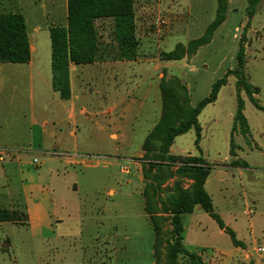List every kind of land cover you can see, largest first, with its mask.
Listing matches in <instances>:
<instances>
[{"label":"rangeland","instance_id":"374dc122","mask_svg":"<svg viewBox=\"0 0 264 264\" xmlns=\"http://www.w3.org/2000/svg\"><path fill=\"white\" fill-rule=\"evenodd\" d=\"M248 7V0H231L227 19L216 31L212 44L200 48L193 57L177 62H166L161 59L162 52L172 51L178 43L187 45L189 41L203 35L216 18L217 1L135 0L137 37L140 43L138 52L141 53L143 61L155 59V64L161 62L163 66L166 65V69H163V75L166 74V78L176 77L187 85L191 104L195 107L210 95L215 82L229 71L236 69L237 53L241 44L244 43L247 50L246 72L249 83L260 89L256 97L264 107V0L259 3L254 17L248 14ZM0 13H22L30 22L31 30L32 27L37 26L45 29L59 25L65 26L68 13L67 0H0ZM161 21L164 23L161 24ZM109 24L112 27L111 20ZM105 25L108 26V24L102 26L105 27ZM106 38L102 41L114 54L116 44L112 39L111 29L108 30ZM39 41L38 54L44 55L47 49L50 50V38L47 41L45 35H42ZM155 64L152 63L150 66L145 64V67L149 68L147 74L153 75ZM14 72L6 71L3 78L7 81L17 79ZM131 81L134 79L132 78ZM7 83L2 102L10 104L11 99L14 101L17 99L12 96L21 95V99H26V110L19 116L2 119V126L5 129L15 130L17 127L29 131L32 95L28 87L25 97L21 94L22 85ZM134 84L131 82L130 86ZM16 87L19 88L17 93L14 91ZM34 95L36 98L37 93L34 92ZM241 97L245 102L244 115L251 129L250 136L242 135L239 129L234 131L238 96L236 79L230 75L217 101L208 105L198 118L202 129L199 147L196 145V132L191 130L177 137L171 148L173 155L202 156L212 167L206 186L207 192L212 197L215 211L242 243V246L235 247L230 235L221 230L216 220L197 206L193 213L182 216L184 226L182 243L187 250L198 252L207 264H235L236 257L240 255H244L245 260L239 264L264 263V254L259 257L256 252L258 248L264 247V112L255 108L245 91L241 93ZM25 113L28 117L24 116ZM19 121L25 124L21 125ZM135 127L137 128L136 138L141 139L147 131V126L142 121H138ZM33 130L36 134L37 128ZM233 133L239 158L230 155ZM97 157L88 156V159L93 163L100 158L105 160V158ZM36 159L42 162V159L38 157ZM237 160L245 161L247 168H243V165L240 166L242 169L233 166L232 162ZM40 167H32L31 170L38 171ZM81 174L84 179L96 177V180L83 182L82 195L85 196L89 192L88 189L90 192H95L96 188L98 200H87L88 205L82 217L85 220V228L87 224L88 228L84 230L81 238H78L80 241V244H77L78 247L74 249V246L72 248L67 246L66 254L61 251L59 255L67 258V264L71 261H74V264H82L81 260L91 255L90 253L92 256L95 255L92 259L93 264H101L102 261H107V264H116V259L118 264H152L154 234L148 220L144 229L140 228V235L136 232L137 229L133 231L132 227L128 233H125L124 229L117 233L119 237L115 238L116 245L118 246L121 242L124 247L128 238V246L121 251L118 249L117 255L114 254L111 261L106 258L103 246L111 233L105 232L102 227L103 224L108 223L110 216L102 217L98 208H101V205L108 200L106 197L109 186L108 175L102 169H83ZM117 176L121 181L128 179L127 175L118 174ZM190 183L191 181L186 180L183 186L187 188ZM173 185L174 180H170L163 186L165 190L163 197ZM134 197L136 198L133 200L125 199L127 205L124 209L130 215L128 212L121 215V219L130 225L134 221L131 209H138V201L141 203V196ZM79 223L76 220L71 224L74 226ZM85 244H89L90 249H82L86 246ZM48 258V250L42 242L33 241L31 232L27 228L15 224L0 228V264H45L43 261L45 262Z\"/></svg>","mask_w":264,"mask_h":264},{"label":"crops","instance_id":"0c3cea01","mask_svg":"<svg viewBox=\"0 0 264 264\" xmlns=\"http://www.w3.org/2000/svg\"><path fill=\"white\" fill-rule=\"evenodd\" d=\"M109 21L98 22L102 40L107 39L111 28ZM26 22L32 51L30 62L16 66L11 65L12 63H0V149L8 151L4 160H0V209L25 212L29 225L0 222V228L10 224L27 228L33 241L42 242L48 250L49 258L43 263L67 264V258L59 255V252L66 254L67 246H74V249L78 247V238L88 228V224L85 228L82 217L88 205L87 200H98L96 188L95 192H90L85 187L89 192L82 195L83 182L96 180V177L84 179L81 172L83 169H102L109 179L106 192L108 200L98 210L102 217L110 216L108 223L103 224L102 228L111 233L103 246L106 258L111 261L118 249L121 251L128 246V238L124 247L121 242L118 243L119 248L115 243V238L119 237L117 233L121 230L128 233L131 227L133 231L136 228L140 235V228L144 229L146 220L153 230L146 212L143 145L162 114L160 83L166 65L163 66L161 62L155 64V59L143 61L139 52L135 61L121 60L117 53H105L103 59L92 64L71 66L72 96L69 100H62L52 87L51 40L50 50L47 49L44 55L38 54L39 40L45 35L48 41L51 27L45 29L37 26L31 30L27 18ZM103 24L108 26L103 27ZM152 63L155 66L153 75H150L147 74L149 68L145 64L150 66ZM8 70L15 71L17 79L5 80L4 73ZM132 78L134 81H131ZM7 82L22 85L21 94L25 97L28 89L32 95L29 131L17 127L15 130L5 129L2 126V119L19 116L26 110V99H21V95L12 96L17 99H11L10 104L2 102ZM131 82L135 83L132 87ZM18 90V87L14 88L16 93ZM34 92L37 93L36 98ZM24 116L28 117L26 113ZM16 121L18 120H15L17 124ZM138 121L147 126L141 139L136 138L135 126ZM19 124L25 123L19 121ZM34 128H37L36 134ZM52 152L76 154L78 157L58 158L52 156ZM129 152L132 154L128 155ZM88 156H98L105 160L99 159L93 163ZM32 167L40 169L31 170ZM118 174L127 175L128 179L121 181ZM208 181L209 178L206 186ZM135 195L139 198L141 196V203L138 201V209H131L134 221L130 225L121 219V215L128 212L124 209L127 205L125 199L133 200ZM133 206L135 207V203ZM76 220L80 223L73 226L71 223ZM85 245L82 249H90L89 244ZM90 254L80 263L93 264L95 255ZM139 259L140 252L137 255V260ZM244 260V255H240L236 257L235 264ZM115 263L118 264L117 259ZM154 263L155 260L152 264ZM69 264H74V261ZM101 264H107V261H102Z\"/></svg>","mask_w":264,"mask_h":264},{"label":"trees","instance_id":"16d2710c","mask_svg":"<svg viewBox=\"0 0 264 264\" xmlns=\"http://www.w3.org/2000/svg\"><path fill=\"white\" fill-rule=\"evenodd\" d=\"M215 20L203 35L189 41L187 45L178 43L172 51L162 52L161 59L177 62L197 54L200 48L212 43L216 31L227 19L229 0H216ZM248 14L254 17L261 0H248ZM67 25L51 27L49 30L52 52V87L62 100L72 96L70 68L72 65H88L112 54L102 41L98 22L111 20L112 39L115 41L117 57L135 61L138 57L135 0H67ZM111 36V35H110ZM31 45L26 18L22 13H0V63L27 64L31 60ZM247 50L244 43L237 53V66L213 84L210 95L193 107L189 88L179 78L161 79L162 114L145 139L143 172L145 177L144 195L146 212L150 217L155 235L154 264H207L198 252H191L183 245L184 226L182 216L193 213L200 206L216 222L221 230L229 234L235 247L242 246L236 233L227 227L215 211L211 195L206 190V182L212 173L202 156H177L171 148L177 137L191 130L196 132V145L201 140L199 116L214 104L221 89L227 85L230 75L236 79L238 107L234 116L235 128L246 137L251 129L244 115L245 102L241 93L245 91L260 111L264 107L257 95L260 89L249 83L246 72ZM234 133L231 140V157H237ZM235 167L247 168L245 161H233ZM170 180L174 185L163 197V186ZM191 181L185 188L184 182ZM0 222H15L27 225L25 212L0 209ZM254 264V263H251Z\"/></svg>","mask_w":264,"mask_h":264},{"label":"built area","instance_id":"2783aa9c","mask_svg":"<svg viewBox=\"0 0 264 264\" xmlns=\"http://www.w3.org/2000/svg\"><path fill=\"white\" fill-rule=\"evenodd\" d=\"M164 23L163 21H161V24ZM8 153V151L4 150V149H0V160L3 161L4 156ZM52 156L54 157H78L76 154L72 155V154H63V153H58V152H52L51 153ZM100 158V157H97ZM101 159V158H100ZM35 163H37V160H35ZM258 254L261 256L264 254V247L258 248ZM264 264V263H263Z\"/></svg>","mask_w":264,"mask_h":264}]
</instances>
